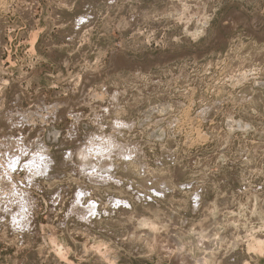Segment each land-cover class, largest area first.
Wrapping results in <instances>:
<instances>
[{
  "label": "rangeland",
  "instance_id": "rangeland-1",
  "mask_svg": "<svg viewBox=\"0 0 264 264\" xmlns=\"http://www.w3.org/2000/svg\"><path fill=\"white\" fill-rule=\"evenodd\" d=\"M0 264H264V0H0Z\"/></svg>",
  "mask_w": 264,
  "mask_h": 264
},
{
  "label": "bare ground",
  "instance_id": "bare-ground-1",
  "mask_svg": "<svg viewBox=\"0 0 264 264\" xmlns=\"http://www.w3.org/2000/svg\"><path fill=\"white\" fill-rule=\"evenodd\" d=\"M117 124H119V123H117ZM121 124H122V123H121ZM119 125H120V124H119ZM121 126H122V125H120V127H121ZM124 126H125V125H124ZM111 139H112V138H111ZM113 141H114V140H113ZM113 141H112V142H113ZM92 142H93V141H92ZM87 144H88V142H87ZM105 144H108V142H106V143L103 142V145H101V144H99V145H101V146H105ZM83 145H84V144H83ZM110 145H111V144H110ZM84 146H85V145H84ZM85 147H87V145H86ZM92 147H93V146H92ZM94 147H95V146H94ZM105 147H109V144L106 145ZM105 147H104V148H105ZM112 147H113V146H112ZM110 148H111V147H110ZM81 149H82V147H81ZM84 149H85V148H84ZM95 149H96V148H95ZM98 149H100V148H98ZM102 149H103V148H102ZM105 149H109V148H105ZM111 150H112V149H111ZM76 151H79V152H80V149H78V150H76ZM76 151H75V152H76ZM82 151H83V150H82ZM101 151H102V150H101ZM101 151H100V152H101ZM106 151H108V150H106ZM109 151H110V149H109ZM79 152L77 153V155L79 154ZM86 152H87V151H86ZM86 152H85V153H86ZM104 152H105V151H104ZM119 152H120V150H119ZM89 153H90V152H89ZM101 153H103V152H101ZM101 153L98 154V155H101ZM80 154H83V152H80ZM92 154H93V151H92L91 155H92ZM94 154H96V153H94ZM103 154H104V153H103ZM105 154L108 155V154H111V153L108 152V153H105ZM88 155H89V154H88ZM91 155H90V157H91ZM84 156H87V155L84 154ZM92 156H93V155H92ZM95 156H97V155H95ZM95 156H93V157L95 158ZM82 157H83V156H82ZM90 157H88V158H90ZM98 157H99V156H98ZM100 157H102V155H101ZM103 157H105V155H104ZM106 157H107V156H106ZM106 157L103 158V160H105ZM108 157H109V156H108ZM44 158H45V156H44ZM46 158L48 159V157H46ZM79 158H81V157H79ZM83 158H84V160L86 161L87 158H86V157H83ZM39 159H42V157H40V158L38 157L37 160L39 161ZM97 159H98V158H97ZM44 160H45V159H44ZM80 160H81V159H80ZM84 160H83V161H84ZM100 160H102V159H100ZM106 160H108V159H106ZM33 161H34V160H33ZM48 161H50V160H47V161L45 160L44 162H46V163H43V164H44V165L46 164V166H47V165L49 164V163L47 164ZM83 161L81 160L82 164L84 163ZM108 161H109V160H108ZM51 162H52V160H51ZM32 163H33V162H32ZM34 163H36V162H34ZM34 163H33V164H34ZM33 164H30V165H33ZM34 165H36V164H34ZM46 166H43V167H42L43 169H42L41 167L37 166V165H36L37 169H36L35 166H33V167H35V171L38 170V172H39V171H41V170H39L40 168H41L43 171H45V169L48 167V166H47V167H46ZM30 167H31V166H30ZM44 167H46V168L44 169ZM108 167H109V166H106L105 168H108ZM38 168H39V169H38ZM91 168H93V167H91ZM96 168H97V167H96ZM96 168H95V170H96ZM109 168H110V167H109ZM33 169H34V168H33ZM78 169H79V168H78ZM97 169H98V168H97ZM110 169H111V168H110ZM43 171H42V172H43ZM93 171H94V170H93ZM42 172H41V173H42ZM44 174H45V172H44ZM89 174H92V172H90ZM94 174H95V173H94ZM94 174H93V176H95ZM97 175H98V176H96V177L98 178L100 174L97 173ZM91 176H92V175H91ZM93 176H92V177H93ZM103 176H104V177H103ZM105 176H108V175H102V176L99 177V178H102L101 180H103V179H105V178H108V177H105ZM43 177H44V176H43ZM93 178H95V177H93ZM93 178H92V179H93ZM99 178H98V180H100ZM110 178H111V177H110ZM110 178L105 179V180H108V182H106V183H109V182L112 180V179L110 180ZM112 178H113V177H112ZM101 180H100V181H101ZM109 180H110V181H109ZM102 182H103V181H102ZM111 182H112V181H111ZM104 183H105V182H104ZM106 183H105V184H106ZM114 183H115V182H114ZM79 193L81 194L82 192H79ZM80 201H81V198H80ZM80 201H79V202H80ZM76 202H78V201H76ZM75 204H77V203H74V206H71V207H75ZM80 204H81V203H80ZM124 204H125V203H124ZM126 205H127V204H126ZM78 206H80L79 203H78V205H76L77 209H78ZM92 206H93V205H92ZM127 206H128V205H127ZM24 207H26V206H24ZM19 208H20V207H19ZM81 208H83V207L81 206ZM84 208H85V207H84ZM21 209H22V208H21ZM89 209H91V207H90ZM22 210H23V209H22ZM84 210H85V209H84ZM84 210L82 209V212H83V213L85 212ZM92 210H93V209H92ZM86 211H88V210H86ZM89 211H91V210H89ZM89 211H88V212H89ZM76 212H77V211H76ZM88 212H87V213H88ZM92 212H94V211H91L90 213H92ZM83 213H79V214H83ZM90 213H89V215H92V214H93V213H92V214H90ZM71 215H72V214H71ZM76 215H78V212L76 213ZM84 215H88V214L84 213V214H83V217H82V215H79V216H81L82 218H84ZM93 215H94V214H93ZM17 216H18V215H17ZM79 216H77V217L79 218ZM19 217H20V216H19ZM77 217H76V218H77ZM81 217H80L79 219H82ZM90 217H91V216H90ZM20 218H21V217H20ZM25 219H26V218H25ZM84 220H85V219H84ZM81 221H82V220H81Z\"/></svg>",
  "mask_w": 264,
  "mask_h": 264
}]
</instances>
